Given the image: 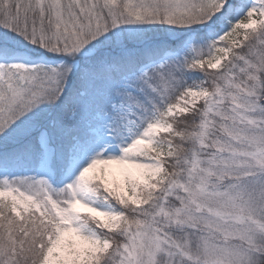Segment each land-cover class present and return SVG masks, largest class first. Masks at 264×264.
<instances>
[{
  "label": "snow or ice",
  "instance_id": "1",
  "mask_svg": "<svg viewBox=\"0 0 264 264\" xmlns=\"http://www.w3.org/2000/svg\"><path fill=\"white\" fill-rule=\"evenodd\" d=\"M0 264H264V0H0Z\"/></svg>",
  "mask_w": 264,
  "mask_h": 264
}]
</instances>
